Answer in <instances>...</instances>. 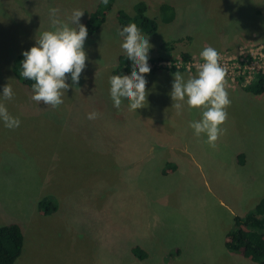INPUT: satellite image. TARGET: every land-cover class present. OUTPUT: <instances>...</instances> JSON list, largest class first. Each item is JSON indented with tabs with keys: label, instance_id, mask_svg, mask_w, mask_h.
<instances>
[{
	"label": "rangeland",
	"instance_id": "obj_1",
	"mask_svg": "<svg viewBox=\"0 0 264 264\" xmlns=\"http://www.w3.org/2000/svg\"><path fill=\"white\" fill-rule=\"evenodd\" d=\"M140 2L158 25L163 4L190 19L180 28L159 27L155 35L141 32L148 36L149 54L163 52L169 38L194 32L220 47L252 25L254 8L264 14V0H116L100 30L85 40L86 67L78 84L53 108L31 99L32 89L12 71L13 60L49 29L50 7L63 20L81 9L85 25L101 0H0V88L12 86L15 95L4 103L21 121L15 129L0 122V226L16 223L24 235L15 264H198L209 241L221 247L224 226L233 218L231 186L250 179L240 181L246 192L264 183V94L232 91L237 88L225 83L231 103L215 147L189 127L200 119L199 109L184 104L178 113L172 107L170 69L145 74L144 107L129 111L123 102L113 108L108 80L124 55L117 13L133 15ZM180 49L177 44L164 59L182 56H174ZM196 72L180 73L187 79ZM93 111L97 118L89 120L86 114ZM239 153L247 157L245 176ZM168 163L173 167L164 172ZM45 197L58 205L49 216L39 206ZM259 197L243 211H251ZM135 246L148 253L143 262L132 252Z\"/></svg>",
	"mask_w": 264,
	"mask_h": 264
},
{
	"label": "clouds",
	"instance_id": "obj_2",
	"mask_svg": "<svg viewBox=\"0 0 264 264\" xmlns=\"http://www.w3.org/2000/svg\"><path fill=\"white\" fill-rule=\"evenodd\" d=\"M59 9H48L49 29L41 31L35 43L22 51L20 75L30 80L31 99L37 104L43 102L53 108L63 103V96L72 85L78 84L86 67L84 43L88 35L86 26L80 23L81 9H73L67 20L60 19ZM122 41L120 51L130 63V75L110 76L109 99L114 109L119 110L126 102L129 111H137L146 105V76L150 72L148 64L151 45L134 25L117 33ZM203 61L194 76L185 79L180 72L173 73L171 91L172 107L179 113L184 104L200 110V119L190 122L193 134L205 137L210 147L223 134L221 125L227 118L226 108L231 103L225 88V67L219 63L220 55L212 46L199 52ZM71 80V85L67 82ZM15 93L10 84L0 88V122L8 129L19 127L18 116L9 113L5 101L11 100ZM89 120L97 118L96 112L86 114Z\"/></svg>",
	"mask_w": 264,
	"mask_h": 264
},
{
	"label": "trees",
	"instance_id": "obj_3",
	"mask_svg": "<svg viewBox=\"0 0 264 264\" xmlns=\"http://www.w3.org/2000/svg\"><path fill=\"white\" fill-rule=\"evenodd\" d=\"M115 1L116 0H101L96 11L93 12L86 21L85 26L88 30L87 36H92L100 30L106 21V14L110 6ZM160 17L165 23L174 20L175 9L173 6L169 4L161 5ZM117 20L120 30L134 25L142 33L155 35L159 29L157 19L147 15V5L144 2H140L135 6L133 15H128L124 11H118ZM174 44L175 43H168L163 45L162 48L166 51H170L174 49ZM182 58L184 60H190L192 56L185 53L182 54ZM22 59L23 57L21 54L14 58L12 71L25 86L31 88L33 82L26 80L20 75V61ZM162 60H164V58H157L155 61ZM130 68L131 65L127 61L126 56L120 55L118 65L113 70L112 76H128L130 75ZM154 71L155 70L150 69V72ZM170 71L185 72V70H176V68L170 69ZM243 89L254 95L264 94V76H258L252 84ZM243 159V156H241L240 160ZM170 167H173V165L168 163L164 168V172ZM39 206L45 216L52 215L58 210L57 202L49 197L43 198ZM23 248L24 235L18 224L10 223L0 226V264H15L21 256ZM226 248L231 253L243 254L245 257L255 260L258 264H264V199L246 215H237L234 217V225L227 236ZM132 252L140 260H145L149 257L148 253L140 246L133 247ZM176 252L177 254L179 253L178 250H176Z\"/></svg>",
	"mask_w": 264,
	"mask_h": 264
},
{
	"label": "crops",
	"instance_id": "obj_4",
	"mask_svg": "<svg viewBox=\"0 0 264 264\" xmlns=\"http://www.w3.org/2000/svg\"><path fill=\"white\" fill-rule=\"evenodd\" d=\"M173 6V5H171ZM173 8L175 9V18L174 20H172L169 23H165L164 21H162L161 17H160V8H159V17L158 19L160 20V25L159 27H163L167 30H170V28H172L173 26L175 28H180L182 26H187V21H184V19H187L190 22L189 17H180V14L178 13V10L173 6ZM181 18V19H180ZM255 36H258L261 39H264V14L261 12V10L258 8H254V13H253V23L252 25L247 26L246 24L243 25L242 28H240V30L235 31L232 36H228V39L226 41V43L220 47H218V45H213L208 43L205 39L202 40L198 37V35L194 32L192 35H187L186 37L183 38H169L168 39V43H175L174 44V49L170 50V51H175L177 48V44H181V49L180 51L175 54L174 56H178V55H182V54H189L191 56H199V52L202 48L206 47V46H212L214 47L218 52L223 51V50H232L236 47H238L240 44L250 40L251 38H254ZM165 43V44H168ZM163 44V45H165ZM161 45V51L163 52H154L149 54V58H166V57H171L170 55V51H166L162 48ZM159 71L156 72H149L147 73L148 75L150 74H156ZM229 87V86H227ZM230 88V87H229ZM232 89V88H231ZM237 89H232V91H237ZM243 156V160H240V157ZM237 164L239 165V167H241V174L240 176H245V167L248 166L247 164V157L245 155V153H239L237 154ZM173 165V164H172ZM175 167V166H174ZM164 171V170H163ZM240 181L243 183L242 185H246L249 184L250 179H248V181H244V180H238L236 183H238L236 186H231V192H232V197L234 198V205H230L231 207H229V213L230 215L233 217L231 218L229 216V223L228 225L224 226V232L222 234V240H221V247L219 248L218 245V240L215 241H209V244L207 245V247L205 248L204 252L201 254L202 258L200 261H198V264H222L221 261H219L218 257H222L224 260L223 264H258L255 260L249 258V257H245L243 254H235V253H231L228 251V249L226 248V241H227V236L230 232V230L232 229L233 225H234V217L237 215L240 216H244L246 215L249 211H243V205L245 203H251L253 202V200H255L256 196L259 197V187L263 186L264 183L263 182H259V183H255L252 186H247V191L244 192L241 189V183ZM262 190H264V186L262 188ZM260 198V197H259ZM262 198H260L258 201H254L253 204V209L258 205V203L260 202ZM252 209V210H253ZM244 212V213H243ZM146 260V259H145ZM143 262V260H140ZM249 261V262H248Z\"/></svg>",
	"mask_w": 264,
	"mask_h": 264
},
{
	"label": "built area",
	"instance_id": "obj_5",
	"mask_svg": "<svg viewBox=\"0 0 264 264\" xmlns=\"http://www.w3.org/2000/svg\"><path fill=\"white\" fill-rule=\"evenodd\" d=\"M220 60L225 69V81L232 88H246L252 84L258 76H264V39L255 36L239 45L235 50L220 52ZM200 57H192L184 60L182 56L175 59L148 62L150 69L185 70L192 73L198 70L202 63Z\"/></svg>",
	"mask_w": 264,
	"mask_h": 264
}]
</instances>
